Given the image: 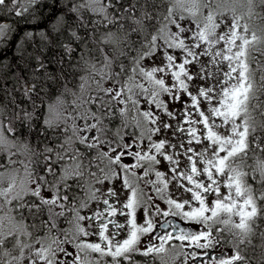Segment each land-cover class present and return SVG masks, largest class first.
I'll list each match as a JSON object with an SVG mask.
<instances>
[{"label":"snow or ice","instance_id":"snow-or-ice-1","mask_svg":"<svg viewBox=\"0 0 264 264\" xmlns=\"http://www.w3.org/2000/svg\"><path fill=\"white\" fill-rule=\"evenodd\" d=\"M256 18L264 0H0V264H264Z\"/></svg>","mask_w":264,"mask_h":264},{"label":"trees","instance_id":"trees-1","mask_svg":"<svg viewBox=\"0 0 264 264\" xmlns=\"http://www.w3.org/2000/svg\"><path fill=\"white\" fill-rule=\"evenodd\" d=\"M262 22H264V20H262ZM24 27H30V26L25 25V26L21 27L20 30L23 31L24 30ZM257 79H259V77H257ZM54 98H55V95H53L52 99H54ZM260 99L261 100H264V96H262ZM49 102H51V101H49ZM255 115H256V117H257L258 120L261 119V117L259 116V113H255ZM258 134H260V133H258ZM260 207L261 208H264V203H260ZM257 222L260 223L262 225V227H264V212L261 213V217L258 219ZM253 242L255 244H259L260 241H259L258 238H256V239H254ZM251 251H252V249H249V253H251ZM257 253H259V250L258 249H257Z\"/></svg>","mask_w":264,"mask_h":264},{"label":"rangeland","instance_id":"rangeland-1","mask_svg":"<svg viewBox=\"0 0 264 264\" xmlns=\"http://www.w3.org/2000/svg\"><path fill=\"white\" fill-rule=\"evenodd\" d=\"M242 11H246V9H242ZM257 11L258 12H260L261 10L258 8L257 9ZM253 24H254V26L257 28V29H259V28H264V22H262V20L261 19H259V18H256L254 21H253ZM259 34V33H258ZM249 35H250V33H249ZM261 59H264V57H260ZM147 63V62H146ZM253 66H255V65H253ZM109 186H111L110 184H107V185H105L104 187L106 188V187H109ZM96 187H101L100 185H96ZM117 187H119V184H117Z\"/></svg>","mask_w":264,"mask_h":264},{"label":"flooded vegetation","instance_id":"flooded-vegetation-1","mask_svg":"<svg viewBox=\"0 0 264 264\" xmlns=\"http://www.w3.org/2000/svg\"><path fill=\"white\" fill-rule=\"evenodd\" d=\"M117 123H118V122H117ZM113 127H115V125H113ZM61 226H62V227H67V225L64 224L63 222H61ZM174 264H183L182 257L177 258V259L175 260Z\"/></svg>","mask_w":264,"mask_h":264}]
</instances>
